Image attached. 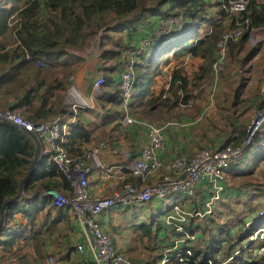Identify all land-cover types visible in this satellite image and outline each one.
<instances>
[{
    "label": "trees",
    "instance_id": "trees-1",
    "mask_svg": "<svg viewBox=\"0 0 264 264\" xmlns=\"http://www.w3.org/2000/svg\"><path fill=\"white\" fill-rule=\"evenodd\" d=\"M229 1L0 0V110L17 112L33 124L56 117L64 122L75 118L64 148L70 157L81 155L92 142L94 129L82 122L86 110L79 108L74 115L63 98L69 86L68 79L73 77V67L83 63L92 48L91 38L98 36L97 48L99 58L104 61L102 71L105 73L98 99L108 104V113L120 118L123 104L119 85L123 73L131 67L129 115L164 127L165 134L169 120L181 115L179 110L173 113L174 109L186 104L193 91L206 86L202 84L212 75L216 42L222 33L236 28L237 19L226 13ZM179 14L185 20L181 30L165 39H154L149 47L140 48L142 40L153 38L160 19ZM238 19H248L249 25L257 28L264 27V0L251 2ZM248 35L246 32L236 43L228 44V59H236ZM257 53L249 51L248 56ZM185 58L200 62L189 74L183 68ZM32 62H40L43 66H33ZM167 65H171L169 71L163 73L162 69ZM261 75L257 93H254L258 98L254 112L245 124L240 125L235 136H229L222 146L212 150L241 144L246 136L248 119L264 109V95L258 92L264 71ZM159 76L160 82L167 76V92L154 88ZM232 79L228 84L234 83ZM237 86L231 103L235 121L236 104L245 87L243 81ZM239 102L247 104V100ZM132 127L143 128L140 125ZM43 152L45 154L40 155L33 173L23 183L20 198L11 202L32 163L35 143L14 125L0 121V220L4 217L0 226V264H48L50 259L53 264H63L65 260L70 264L73 251H77L79 244L69 242L66 245L54 239L56 235L66 239L72 232L68 218L70 210L67 206H56L53 196L43 195L42 191L53 189L69 198L71 189L50 161L47 146L41 142L40 154ZM227 176L236 178V188H229L231 179H226L225 190L211 205L210 214L206 213V204L213 192L206 185L200 188L197 201H189L187 208L178 207L191 215L198 214L181 224L184 234L193 240H185L180 249L173 252L190 250L192 257L187 264H207L209 261L215 264H264V242L260 239L264 232V123L242 158L227 170ZM236 191L242 194H236ZM234 194L236 210L229 205ZM237 197L244 198V202L240 204ZM6 202L9 203L2 210ZM219 204L224 208L222 212H218ZM225 208L230 211L229 216L215 221L214 215L220 216ZM168 213L169 209L153 217L151 224L142 225L138 233L141 239L162 233L165 243L157 254L159 262L164 249H171L175 241L185 239L183 233H176L164 219L160 220ZM18 215L20 220L16 219ZM48 244H51L49 250ZM89 262L93 264L92 258ZM167 264L180 263L174 258Z\"/></svg>",
    "mask_w": 264,
    "mask_h": 264
},
{
    "label": "built area",
    "instance_id": "built-area-1",
    "mask_svg": "<svg viewBox=\"0 0 264 264\" xmlns=\"http://www.w3.org/2000/svg\"><path fill=\"white\" fill-rule=\"evenodd\" d=\"M258 0H230L225 7L229 17L235 18L236 28L224 31L216 42L215 60L212 64V77L217 81L220 74L223 73L227 65L228 44L236 43L242 36V33L248 29L249 20H239V15L246 11L251 2L257 3ZM185 25L184 17L179 14L166 17L158 21L153 38L149 37L140 42V48L149 47L156 40H162L171 36L175 31H179ZM251 36V35H250ZM251 40V39H250ZM29 59V57H27ZM32 65H43L40 62ZM133 72L130 67L124 72L119 85V96L123 104V114L120 117V124L123 127L140 125L145 129L146 144L140 150L139 155L134 156L130 152H125L123 157L131 159L130 174L140 179L139 185L126 183L121 190L113 192L108 197H97L90 193L88 187V178L94 168H99L100 178L110 179L114 167H105L99 161V154L102 151L110 150L113 154H118V150L108 147L105 142H98L89 150L81 155L70 157L64 145L69 134L71 124L75 118L68 121H62L56 117L51 121L33 124L27 121L21 114L9 109L0 110V121L10 123L21 128L25 132L32 133L40 142L47 146V152L50 155V161L57 171H59L68 181L71 189V197L66 198L55 191L53 196L55 205L58 207L67 206L78 223L83 236L82 244L77 246V252L83 253L84 248L91 255L93 264H133L123 253L117 250L112 239L102 230L98 221V216L113 208L137 207L147 204L154 199L162 200L172 194L184 195L189 201L195 202L199 199L200 188L206 185L211 188L213 196L206 204L207 214L211 213V205L220 199L221 193L225 190L226 173L229 168L238 163L244 155L246 149L251 145L254 135L264 122V109L258 111L250 120L247 126L246 136L239 145L225 146L220 150L203 148L195 152L191 157L177 156L168 166L169 174L162 175L154 184H146V180L155 175L162 168V162L159 159L160 153L164 150L166 139L164 127H157L150 123L142 122L128 113L127 106L131 98V83ZM74 78L68 79V93L72 97H77L76 103H70L73 114L77 109H87L90 107V101L97 100L102 94L104 85L103 77H97L91 84V94L89 99L82 97L73 84ZM259 94L264 95V76L259 87ZM76 101V99H74ZM45 152L40 155H44ZM264 212H262L263 214ZM198 214L191 215L174 207L173 212L165 216V223L172 227L176 233H185L182 228L187 218H194ZM174 222V224H173ZM185 235V234H184ZM185 239L175 241L173 248L164 249V256L159 264H167L168 261L176 258L180 264L190 262L192 254L190 250L182 253H173L180 249L185 240H193L189 235ZM199 258H197L198 260ZM52 264V260L48 261ZM207 264H215L211 261Z\"/></svg>",
    "mask_w": 264,
    "mask_h": 264
},
{
    "label": "crops",
    "instance_id": "crops-1",
    "mask_svg": "<svg viewBox=\"0 0 264 264\" xmlns=\"http://www.w3.org/2000/svg\"><path fill=\"white\" fill-rule=\"evenodd\" d=\"M248 53L247 56L245 54V50L239 52V54L236 53L238 54L236 55V63L234 62V60H232V62L227 57V68L231 66V63L234 65L233 69L235 77H233L232 79V81L235 82L234 85L233 83L229 85L226 84L229 80L226 79V83H223L222 86L219 85L218 89L219 81H214L212 89L211 86L208 87L209 85L201 89L199 98L193 101L192 104H189V100L186 104H181L180 107L174 109L179 110L181 115L169 120L170 123L168 125V128L165 130L164 135L166 144L164 150L159 155V159L163 165L161 167L162 169L159 170L155 175L148 178L146 180V184L152 185L156 181H158L162 175L169 174L170 171L168 170V166L175 157L180 155L192 156L195 152L202 148L218 149L224 144L227 138H230L232 135L235 136V134H237L239 128L238 126H240L241 124H245L247 118L252 115L256 108L255 105L258 98L254 93L257 91V87L259 86L262 76L261 70L259 68L261 66H264V59H262V64L260 66H258L257 68H254V65L250 67V64L257 61L261 54L257 53L254 56L249 57ZM131 61H133L132 58ZM103 62L104 61L99 58V54L95 53L91 55L89 54L88 56L84 57V61L81 65H76L73 67V84L78 93L83 97L89 99L91 94L92 82L97 77H103V75L105 74L102 71V67L104 64ZM182 62L183 64L187 65H191L189 63L196 62L197 65L199 61L195 59L191 60L189 58H185L182 60ZM170 66L171 65L165 66L162 69V72H168ZM189 68L191 70H196L195 66ZM186 69L187 74H189L190 72H188V67ZM58 71L64 74L62 70L58 69ZM169 78L170 77H168V80ZM159 80L160 76L157 77V82L154 88H156L157 91L164 89L165 92H167L169 83L166 80L165 82L163 81L162 86H159ZM241 81H243L245 87L236 104V121L230 119L228 123H224L225 120L223 117L226 115H223L222 108L224 106L221 105L218 106L220 110L219 112L221 113L219 114V117L217 119L213 120L215 121V123L214 126H212L209 123V120L206 119L205 115V112L208 110L207 108H205L207 97L209 98V100L217 97V99L221 100V102L226 101L225 105L228 104V107H231L234 89L235 87L237 89V85L240 84ZM240 100H247V104H245L244 102L240 103ZM89 105L90 107L85 109L86 113L83 117L82 122L84 125L94 129V131L92 130L91 135L92 142L85 148L89 150L98 142H105L107 143L108 147L114 146V149L118 150V154L111 153L109 149L106 151H102L99 154V161L103 164V166L114 167V171L110 179L104 180L99 176L100 169L94 168L93 172L88 178V187L90 193L94 196L104 198L110 196L115 191L121 190L122 186L126 183L139 185L141 183L140 179L130 174L129 167L131 159L123 157V154L125 152H130L133 155V158L137 157L141 148L146 144L147 139L145 129L133 128L132 126L123 127L120 124L119 115L116 117L115 114L114 116H112L111 113L107 112L109 106L104 101H100L99 99H97L93 102L90 101ZM192 110H195V112L193 113ZM117 112L120 113V109H118ZM73 124L74 122L71 125ZM218 124L221 125L218 126ZM231 125H233L232 128H230ZM135 155L136 157H134ZM227 179H232V176H227ZM228 186L230 188L229 184ZM52 191L54 190H44L42 191V194L50 195L52 194ZM236 194L242 193L236 191ZM238 201L241 204L244 202V198H238ZM146 205L150 209L151 217L153 218L157 217V215H161L162 212H166L168 209L170 210V213H172L174 207L181 206L187 208L189 207V200L183 195L179 196V194H172L162 200L154 199L147 204L141 205L140 208H145L144 206ZM218 210V212H222L224 208H222L219 204ZM131 214L132 213H130V209L113 208L108 210L107 212L102 213L99 216L98 220L103 231L112 239L117 250L133 260L134 264H159V257L158 255H156V253L158 254L161 247L165 243V239L162 241L159 240L160 236L163 237L162 233H159L158 235L152 234V236L149 238H143L147 240V243H152L156 248H158L157 252H154L155 247L153 249H150L149 252H151V260L149 262H143V258H139L137 253H140L142 249L144 251L149 250V248L144 243L143 239L139 238L138 233L135 234V238L131 237V234L133 232V228L129 227L130 225H133L131 223L133 221L132 216L130 217ZM17 217L18 218L16 219L20 220V216L18 215ZM68 218L71 222L72 232L66 239L65 237L61 238V235H56L54 239L57 238L60 242H63L66 245H68L69 242H74L77 245L82 244L83 236L81 233V229L79 228V226H77L78 223H76L70 211ZM133 227L135 231L136 227ZM157 237L159 242L157 241ZM48 246L49 247H47V250H49L51 244H48ZM90 259L91 255L87 251L79 253L74 250L71 255L72 261L70 262V264H89ZM64 263L67 264L66 260Z\"/></svg>",
    "mask_w": 264,
    "mask_h": 264
},
{
    "label": "rangeland",
    "instance_id": "rangeland-1",
    "mask_svg": "<svg viewBox=\"0 0 264 264\" xmlns=\"http://www.w3.org/2000/svg\"><path fill=\"white\" fill-rule=\"evenodd\" d=\"M246 32L249 34L248 35V39H247V42H246L245 46L243 47L242 50H240V52L245 50L246 56H247V53L249 51L250 52L251 51H257L258 53H260L261 55L257 59V61H255L254 63H251L250 64V67H252L254 65V68H257L258 66H260L262 64V59H264V27L257 28L255 26H249L248 29L245 30L242 33V35L244 33H246ZM97 38H98V36H96V37L94 36V37L91 38V40H92V48L89 51L90 52V55L91 54H95V53L96 54H99V51H98V48H97ZM234 62L236 63V59L234 60ZM189 64H191V65L183 64V66H184L183 68L185 69V68L188 67V72L191 73V72L194 71V69L191 70L189 67L195 66V69H196L198 67V65L200 64V62H198L197 65H196V62H192V63H189ZM233 66L234 65L232 63H231V66L230 67L227 68V66H226L225 70L223 71L224 76L222 77V74L223 73L219 76V78L217 80V81H219L218 82V89H219V85L222 86L223 83H226V81H227L226 79L231 80L232 77H235ZM259 69L261 70V73H263L264 66H261ZM0 72H1V70H0ZM164 77L162 78L163 80L160 82V85L159 86H162L163 85V81L165 82L167 80V76L165 78ZM213 82H214V80H213L212 75H211L209 77V80L207 82H204L202 85H205V84H206V86L209 85L208 87L211 86V89H212ZM226 84H228V81H227ZM234 84H235V82L233 83V85ZM215 87H217V86H215ZM68 90H69V86H68L67 91L65 93V96L63 98V102L65 101L64 104L67 105V106H70V103H73V102L77 104V102H79L78 99H77V97H72V95H70L68 93ZM200 92H201V90L200 91L199 90H195V91H193V93H191L192 94L191 95L192 98L189 99L190 100V103L189 104H192L193 101H195V100H197L199 98ZM74 99H76V101ZM225 103H226V101L221 102V100L217 99V97L216 98H212L211 100H209V98L207 97V103H206V107L205 108H207L208 110L205 112V115H206V119L209 120V123L212 126H214V123H215V121H213V120L217 119L219 117V114L221 113V112H219L220 110H219V107H218V106H221V105L224 106L222 108L223 109V115L224 114L226 115V116L223 117L224 120H225L224 123H228V121L230 119L234 120V117H233L234 115L232 116L230 114L231 112H233V109L231 107H228V104L225 105ZM192 112L194 113L195 110H192ZM173 113H177V111L174 110ZM235 116H236V114H235ZM250 120L251 119H248V122H250ZM247 124L249 125V123H247ZM247 124H246V126H248ZM219 125H221V124H218V126ZM232 127H233V125L230 126V128H232ZM238 127L240 128V126H238ZM214 128H217V127H214ZM246 132H247V129H246ZM230 182H231L230 188L235 189L236 188V178H232L230 180ZM232 193H235V192H232ZM175 196H177V195H175ZM179 196H182V195L179 194ZM232 197H233V199H232L233 201L232 202H229V205H230V207H233L236 210V206H238V205H236V194H234ZM237 198H239V197H237ZM144 207L145 208H143V207L140 208V206H137V207H134V209H130V213H132L130 215V217L132 216V219H133V221L131 222L133 225L132 226L131 225L129 226V227H132L133 228L132 229L133 232L131 234V237H134L135 238V234H137V233L140 232V228H141L142 225H150L151 222H152V219L153 218L151 217L150 209L148 208L147 205L144 206ZM228 211L229 210L225 208V211L220 216H218L217 214H215L213 218L215 219V221H217V220L219 221L221 219H225V218H227V216H229L227 214L230 211L229 212ZM155 215H156V213H155ZM219 217H220V219H218ZM163 219H164V222H165V217L160 218V220H163ZM208 223H210V222L208 221ZM133 226L136 227L135 231H134V227ZM160 238L162 240L163 237L160 236ZM260 239L264 242V232L261 233ZM143 241L148 246L149 250L144 251L142 249L140 253H137V255H138L139 258H141V257L143 258V260H142L143 262H149L151 260V252H149V251H150V249H153L155 246L152 243H147V240H145V239H143ZM157 250H158V248L155 247L154 252L155 251L157 252ZM156 255H157V253H156ZM141 264H143V263H141Z\"/></svg>",
    "mask_w": 264,
    "mask_h": 264
},
{
    "label": "water",
    "instance_id": "water-1",
    "mask_svg": "<svg viewBox=\"0 0 264 264\" xmlns=\"http://www.w3.org/2000/svg\"><path fill=\"white\" fill-rule=\"evenodd\" d=\"M15 127H16L17 129L21 130L22 132H24L25 134H27V135H28V136L34 141V143H35V153H34V157H33L32 163H31V165H30V167H29L28 172L26 173V175L24 176V178H23L22 181L20 182V185H19V188H18V193H17V195L11 200V202L17 200V199L20 197L21 192H22V185H23V183H24L26 180L29 179V177H30L31 174L33 173V171H34V169H35V167H36L37 161H38V159H39V157H40V142H39V140H38V139H37L32 133H30V132H25V131H23L21 128L17 127V126H15ZM8 203H9V202H6V203L3 205L2 210L5 208V206H6ZM3 218H4V217L2 216V218H1V220H0V226H1L2 223H3Z\"/></svg>",
    "mask_w": 264,
    "mask_h": 264
}]
</instances>
